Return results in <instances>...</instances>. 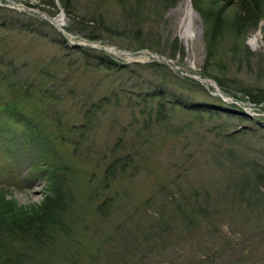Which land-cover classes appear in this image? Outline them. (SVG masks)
I'll list each match as a JSON object with an SVG mask.
<instances>
[{
    "label": "rangeland",
    "instance_id": "rangeland-1",
    "mask_svg": "<svg viewBox=\"0 0 264 264\" xmlns=\"http://www.w3.org/2000/svg\"><path fill=\"white\" fill-rule=\"evenodd\" d=\"M142 1L0 0V212L39 206L56 174L65 232H47L33 264H264V20L239 40L249 57L225 30L205 60L206 23L191 0ZM111 43L125 52L99 47ZM161 84L213 110L145 99ZM14 99L32 127L2 110Z\"/></svg>",
    "mask_w": 264,
    "mask_h": 264
},
{
    "label": "trees",
    "instance_id": "trees-1",
    "mask_svg": "<svg viewBox=\"0 0 264 264\" xmlns=\"http://www.w3.org/2000/svg\"><path fill=\"white\" fill-rule=\"evenodd\" d=\"M63 1L64 6L66 8L69 7V2L71 0ZM124 1L126 2V6L129 7H131V5L133 4L138 6L143 3L142 0H128L129 2H127V0ZM176 1L177 0H164V3L166 2L165 6L169 7L170 5L175 4ZM191 2L192 6L199 11L204 19V22L206 23L204 32V40L206 43L205 60H210L215 56L213 54V51L218 47H221L220 43L222 42L223 35L226 31H229L228 33L230 34L233 41L231 48L232 51L240 53L242 52L241 55H244L246 57L250 56L248 47L245 46V44L241 43L239 40L240 38H244L246 32L249 29L258 27L260 22L264 20V0H223V2L219 4V7L215 6L216 8L213 9L211 8L212 5L207 0H191ZM203 3H205L206 6L203 5ZM228 4L234 7V10H232L233 12H227L226 5ZM152 19L158 20L157 17H153ZM262 33L264 41V29L262 30ZM93 35L99 36L95 34ZM60 39L61 41L64 40L62 37H60ZM147 45L149 47V43H147ZM141 47H143V44ZM154 48H152L151 50L155 51L153 50ZM180 48L179 46H175L170 57L174 58L176 51L180 53ZM110 63H112V60L110 61ZM150 64L163 66L164 68H166V66L161 63ZM6 65L8 67V72L10 71V74L13 77H16L15 74L12 73V70L15 67L12 66L10 62L6 63ZM203 70L204 73L208 70L206 65L203 66ZM206 74H208V72ZM213 75L214 74H212L211 76ZM188 81L196 84L194 80L190 79ZM218 81L219 83H221V80L219 78ZM9 86L12 88L13 92L15 91V89H19L16 86L15 82H11ZM27 88L30 89L31 86L27 84L25 87L26 90H24V92L28 91ZM166 88L167 87L165 86V84L157 86V90L156 88L154 90L155 92L145 93V99L148 100L158 97L161 98V101H163L166 98L170 101L171 104H173V106L177 105L185 109L196 111H206V107L213 110L212 106L204 104L203 106L205 107L202 108V105L198 104L199 102H192L187 96H181ZM172 96L174 99L170 100ZM104 101L105 100H100L97 103L91 102L88 108L81 110L84 114V118H89L88 116H91L90 112L94 113L95 111H99V109L104 106V104H102V102ZM161 101L158 103L164 105V103H162ZM2 110L4 112H7V114L9 115V119L15 116L17 118V123L26 125V127L27 125L32 127L29 121L26 120L23 115V113L25 112L20 109L18 101H16L15 99L13 100V103ZM0 114H3V112L1 111ZM77 126V131L80 130L82 133L87 130L88 123L83 122V124H79ZM64 136V134L61 135L63 141H66V139H64ZM113 162L114 163L110 166L111 168L116 166V160H114ZM61 164L63 163L60 162V165ZM60 165H57L58 167H56V169H66L65 167L61 168ZM256 170L259 172V178L264 183V171L259 169ZM111 172L115 173V170L113 169V171ZM62 178L63 177L56 174L50 176L49 194L45 197V199L39 206H34L31 209H26L25 211L18 209L16 211L12 210L11 212H8V210H6L5 212L8 213V215L0 212V264H33L34 262L31 263L30 261V251H32L33 248L38 249L45 246L44 244L47 240L46 237L48 235L47 232H53L57 230L56 232H61L62 234H64L65 228L60 225V223L62 221V214L64 212L63 209H65L64 207L67 206L65 201L67 191L65 188L66 184L62 180ZM17 211L21 213L17 215ZM13 243H15V245H18L20 248V251L16 252L15 254H13L12 252L13 249L11 244Z\"/></svg>",
    "mask_w": 264,
    "mask_h": 264
},
{
    "label": "bare ground",
    "instance_id": "bare-ground-1",
    "mask_svg": "<svg viewBox=\"0 0 264 264\" xmlns=\"http://www.w3.org/2000/svg\"><path fill=\"white\" fill-rule=\"evenodd\" d=\"M183 2H186L187 5L190 7L189 0H183ZM60 20H61V18H60ZM61 21H62V20H61ZM258 36H259V32L255 33V37L258 38Z\"/></svg>",
    "mask_w": 264,
    "mask_h": 264
},
{
    "label": "water",
    "instance_id": "water-1",
    "mask_svg": "<svg viewBox=\"0 0 264 264\" xmlns=\"http://www.w3.org/2000/svg\"><path fill=\"white\" fill-rule=\"evenodd\" d=\"M118 50V49H117Z\"/></svg>",
    "mask_w": 264,
    "mask_h": 264
}]
</instances>
